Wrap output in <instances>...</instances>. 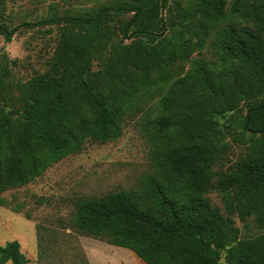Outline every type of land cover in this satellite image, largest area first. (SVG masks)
<instances>
[{"label": "trees", "instance_id": "1", "mask_svg": "<svg viewBox=\"0 0 264 264\" xmlns=\"http://www.w3.org/2000/svg\"><path fill=\"white\" fill-rule=\"evenodd\" d=\"M5 2V41L48 26L55 43L22 80L0 56V193L133 118L152 170L80 198L75 228L145 264H264V0H105L13 26ZM6 263H28L16 239L0 244Z\"/></svg>", "mask_w": 264, "mask_h": 264}, {"label": "rangeland", "instance_id": "2", "mask_svg": "<svg viewBox=\"0 0 264 264\" xmlns=\"http://www.w3.org/2000/svg\"><path fill=\"white\" fill-rule=\"evenodd\" d=\"M100 1L105 0H6L3 14L13 26L47 17L53 10L70 12ZM47 28L19 26L8 42L0 35V56L15 59L9 65L11 79H26L46 66L55 43V30ZM203 54L209 56L206 50ZM244 151V146L233 144L228 160ZM151 170L148 147L135 119L128 118L118 138L88 141L32 181L1 192L0 244L16 239L27 264H145L128 248L81 234L73 218L80 198L135 187ZM208 197L223 210L218 193L211 191ZM236 224L243 235L257 232L251 221L246 226L239 220Z\"/></svg>", "mask_w": 264, "mask_h": 264}]
</instances>
